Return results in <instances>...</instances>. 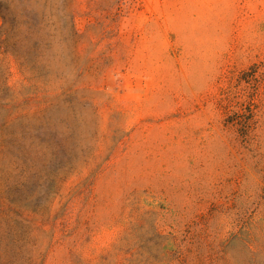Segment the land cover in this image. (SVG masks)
Wrapping results in <instances>:
<instances>
[{"label": "rangeland", "instance_id": "rangeland-1", "mask_svg": "<svg viewBox=\"0 0 264 264\" xmlns=\"http://www.w3.org/2000/svg\"><path fill=\"white\" fill-rule=\"evenodd\" d=\"M0 13V264H264V0Z\"/></svg>", "mask_w": 264, "mask_h": 264}, {"label": "trees", "instance_id": "trees-1", "mask_svg": "<svg viewBox=\"0 0 264 264\" xmlns=\"http://www.w3.org/2000/svg\"><path fill=\"white\" fill-rule=\"evenodd\" d=\"M0 15L2 16L1 13H0ZM243 113H245V112H243ZM253 114H254V112L251 111L250 115H253ZM232 123L234 125L240 126L241 129L246 134H249L250 133L252 121L251 120H246V117L245 118L244 117L236 118L235 120L232 121ZM19 188L21 189V186ZM10 205L12 206V208L10 210H13L15 213H19L21 216H23L24 219H27V212L24 211L22 209V207H19L17 204L14 205V203H10ZM17 209L19 210V212L17 211Z\"/></svg>", "mask_w": 264, "mask_h": 264}]
</instances>
